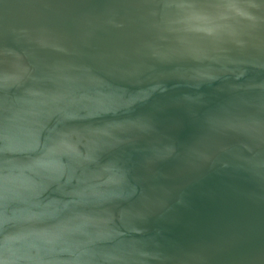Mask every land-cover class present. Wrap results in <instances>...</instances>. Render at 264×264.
I'll return each instance as SVG.
<instances>
[{"label": "water", "instance_id": "water-1", "mask_svg": "<svg viewBox=\"0 0 264 264\" xmlns=\"http://www.w3.org/2000/svg\"><path fill=\"white\" fill-rule=\"evenodd\" d=\"M0 264H264V0H0Z\"/></svg>", "mask_w": 264, "mask_h": 264}]
</instances>
